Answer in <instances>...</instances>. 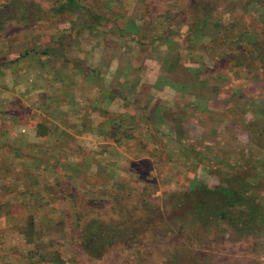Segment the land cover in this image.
I'll return each instance as SVG.
<instances>
[{"label":"rangeland","instance_id":"1","mask_svg":"<svg viewBox=\"0 0 264 264\" xmlns=\"http://www.w3.org/2000/svg\"><path fill=\"white\" fill-rule=\"evenodd\" d=\"M7 1L0 0V174H12L13 148L25 145L12 134L28 120H58L62 101L70 109L82 98L106 104L116 131L127 135L135 122L121 112L127 96L130 114L143 122L121 147L100 143L127 158L117 171L128 170L83 176L62 246L34 264H264V211L248 224L212 219L197 206H219L224 195L210 188L231 181L264 208V58L258 63L249 43L264 49V0H78L103 15L97 22L78 9L52 11L57 0H23L41 9L24 21L19 6L2 5ZM97 87L116 89L117 99L92 97ZM153 88L159 93L152 105L160 106L142 113L138 102ZM172 112L183 123L182 143L169 124ZM55 124L48 131H60ZM75 208L138 229L125 244L88 258ZM11 240H0L3 263L22 260L8 248Z\"/></svg>","mask_w":264,"mask_h":264},{"label":"crops","instance_id":"2","mask_svg":"<svg viewBox=\"0 0 264 264\" xmlns=\"http://www.w3.org/2000/svg\"><path fill=\"white\" fill-rule=\"evenodd\" d=\"M97 88L92 97L100 94V97L109 100L113 95L111 97L117 99L116 89ZM119 89L118 87L117 90ZM65 92L68 99L67 90ZM158 93V89L153 88L148 97L141 98V102L137 101L142 113L148 114L149 108L152 110L160 106L159 103L155 107L152 105V100L158 97ZM123 97L121 112L128 111V115L135 117V122L129 125L127 135L116 129L114 134L112 132L113 135L107 134L109 125L114 123V118H111L107 112L108 106L95 103L93 99L92 103L86 98L77 101L76 107L73 106L71 109L69 101H62L59 104L58 120L51 118L36 122L28 120L25 129H19L12 134L14 138L18 137L24 141L26 149L24 146H20L21 149L13 148L12 154L15 155L13 158L17 160L12 162V174L9 175L10 172L7 175V172L0 174V240L9 236L12 238L11 243L6 241L10 247L7 246L12 252L20 254L24 260L23 264L25 262L34 264V260L50 261L53 259L52 254L56 253L55 248L62 246L59 243H62L61 240L66 237V230L64 232L62 227L67 226L66 215L69 209H72L69 208V204L74 205L73 191L83 188L80 186L83 176L88 174L89 180H91L90 176L95 178L102 175L111 178L128 170V167H125L124 171L120 169L117 171V165H120L118 162L127 161L126 157L120 156L119 152L115 154V150L110 153L109 150L100 149L101 142L110 148L116 142L121 147L124 139L134 140L132 135L136 131L133 130L143 123L142 119L136 117L138 115L134 116L129 112L134 106L132 100H128L127 96ZM20 121L23 123L19 118ZM52 122L58 125L60 131H48V126ZM39 125L45 127L44 132L38 130ZM121 129H124L123 126ZM83 147L88 150L84 152ZM4 175L7 178H4ZM60 219L64 222V226L59 225ZM53 234L61 235L60 241L55 243ZM2 246H0V255L5 256L1 253ZM22 260L9 257L4 263L0 260V264H20Z\"/></svg>","mask_w":264,"mask_h":264},{"label":"trees","instance_id":"3","mask_svg":"<svg viewBox=\"0 0 264 264\" xmlns=\"http://www.w3.org/2000/svg\"><path fill=\"white\" fill-rule=\"evenodd\" d=\"M206 1H209L210 3L213 0ZM7 4H11L14 7L19 6V9L16 8L20 11L18 19H22L24 21H32L41 13V9L35 2H30L28 5V2L23 0H8L2 5L4 6ZM29 6L31 7L30 12L28 11ZM51 9L54 12H71L73 9H78V11H81L92 17L94 19L92 22H97L99 18L103 16L102 14L94 12L89 8L86 9L85 6H82V4L78 2V0H57L56 4L52 6ZM249 43L252 44V49L250 51H255L254 59L258 60V63L262 62L264 58V49H262V45L254 40H252V42L250 41ZM157 104L158 102L156 101V105ZM169 124L170 127H172L171 129L174 131L173 135L175 141L182 143L183 135L179 134L178 131L184 130L183 123L177 122L175 112H172L171 119H169ZM114 130V123H112L109 125L107 134L111 135L112 132L114 134ZM42 131L44 132L45 130L42 129ZM42 131L40 130V132ZM137 134H140V130L137 131ZM139 139L141 140L142 137L140 136ZM235 183L236 184L234 185L230 181L228 184L226 183V185L219 184L210 188V191H217L224 195L219 206H210L209 209V207H207L206 203L203 201H200L197 206L200 210L204 211V213H208L207 215L210 214V218L212 219H238V221L242 223L248 222V224L250 221L259 219L261 216L260 213L264 211V208H261L258 203L253 202L251 194L247 193L248 190L246 188L243 189L242 185L238 184V182ZM235 206L241 209L236 211L238 212L237 215L232 213L233 207ZM73 213L75 224H77L76 227L78 226L76 234L78 238V244L81 247L83 253L86 254L88 258H99L103 254V251H106L115 243L119 242L125 244L127 237H130V235L133 233L135 234L136 230L138 229V226L128 224V221H109L96 214H83L78 208H75Z\"/></svg>","mask_w":264,"mask_h":264}]
</instances>
